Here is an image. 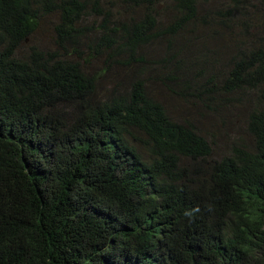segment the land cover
<instances>
[{
  "label": "trees",
  "instance_id": "trees-1",
  "mask_svg": "<svg viewBox=\"0 0 264 264\" xmlns=\"http://www.w3.org/2000/svg\"><path fill=\"white\" fill-rule=\"evenodd\" d=\"M123 1L136 19L120 22L105 0H0V264H264V49L240 52L223 89L196 81L202 51L167 73L207 107L260 91L253 144L209 161L208 134L141 81L97 98V76L60 52L67 41L78 51L91 10L103 14L96 46L113 54L133 57L155 35L189 43L205 0H169L165 26L161 0ZM54 11L56 49L19 55Z\"/></svg>",
  "mask_w": 264,
  "mask_h": 264
},
{
  "label": "rangeland",
  "instance_id": "rangeland-1",
  "mask_svg": "<svg viewBox=\"0 0 264 264\" xmlns=\"http://www.w3.org/2000/svg\"><path fill=\"white\" fill-rule=\"evenodd\" d=\"M104 9L120 22H127L129 19L132 21L139 13L137 7L132 8L130 1L123 0H105ZM156 9L163 26L176 17V10L169 0H161ZM119 10L122 19L118 15ZM59 20L60 15L56 11L43 16L39 29L22 44L19 55H28L32 47L45 51L56 49L55 26ZM102 22L103 14L91 10L90 16H86L83 21L90 28H82L83 36L78 39V51L72 47L77 46L71 41L65 42L66 50L61 48L60 51L65 52L64 56L80 60L88 71L97 76V98L103 99L114 92L118 93L117 91L126 92L139 80L145 90L163 102L170 113L188 116L203 134H208V140L214 147L209 161L230 154L236 144H253L254 139L247 127L249 117L259 103V90L239 94L217 93L211 106L207 107L200 105L194 97L183 96L181 93H187L185 89L182 90L183 85L179 83L180 88L175 80L168 81L167 73L169 70L179 69L183 62L186 64V57H199L202 51L210 73L200 68V73L197 74L196 71V81L206 83L214 76L217 88L223 89L226 74L240 52L264 49V0H241L239 3L233 0L201 1L200 22L192 21L186 25L190 38L188 40H191L189 43L180 39L173 41L170 46L168 36L155 35L147 44L141 45L140 52L133 57L121 52L113 54L106 47L97 48L99 25ZM121 32L122 28L118 30L115 39L120 40ZM124 59L128 64L118 63ZM224 97L236 99L220 103Z\"/></svg>",
  "mask_w": 264,
  "mask_h": 264
}]
</instances>
